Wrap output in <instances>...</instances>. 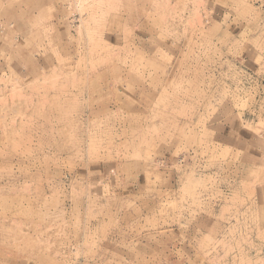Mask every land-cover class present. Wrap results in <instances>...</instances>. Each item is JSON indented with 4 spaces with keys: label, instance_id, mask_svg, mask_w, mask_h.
I'll use <instances>...</instances> for the list:
<instances>
[{
    "label": "rangeland",
    "instance_id": "374dc122",
    "mask_svg": "<svg viewBox=\"0 0 264 264\" xmlns=\"http://www.w3.org/2000/svg\"><path fill=\"white\" fill-rule=\"evenodd\" d=\"M0 264H264V0H0Z\"/></svg>",
    "mask_w": 264,
    "mask_h": 264
}]
</instances>
